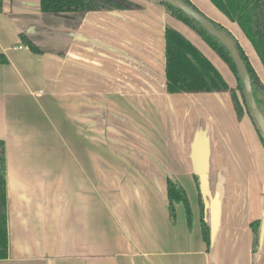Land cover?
I'll list each match as a JSON object with an SVG mask.
<instances>
[{
    "label": "crops",
    "instance_id": "crops-1",
    "mask_svg": "<svg viewBox=\"0 0 264 264\" xmlns=\"http://www.w3.org/2000/svg\"><path fill=\"white\" fill-rule=\"evenodd\" d=\"M136 1L130 9L43 13L39 0H1L9 256L0 264H264V146L249 115L237 117L229 91H166L165 25L229 87L236 77L193 29ZM190 1L234 36L264 85L239 25L210 0ZM168 176L187 194L190 228L181 202L170 220Z\"/></svg>",
    "mask_w": 264,
    "mask_h": 264
},
{
    "label": "trees",
    "instance_id": "trees-1",
    "mask_svg": "<svg viewBox=\"0 0 264 264\" xmlns=\"http://www.w3.org/2000/svg\"><path fill=\"white\" fill-rule=\"evenodd\" d=\"M160 6L165 12L177 18L209 45L211 49L228 65L237 80L235 88L229 87L213 63L181 32L165 25V82L168 93L190 92H219L229 91L237 117L247 113L264 146V137L247 104L244 87L236 66L228 49L213 35L208 33L198 22L190 19L180 9L172 6L165 0H149ZM195 10L202 13L190 0H184ZM229 20L236 22L245 36L252 43L264 67V0H210ZM139 5L130 0H39V8L43 13H61L72 11L93 10H122L136 8ZM1 11V0H0ZM203 14V13H202ZM206 16L205 14H203ZM207 17V16H206ZM209 18V17H208ZM210 19V18H209ZM212 20V19H210ZM215 27L225 30L236 42V47L247 67L250 75L255 102L264 116V85L259 80L242 47L234 36L221 24L212 20ZM21 43L31 51L41 52L39 46L27 35L20 33ZM7 58L0 54V63H6ZM198 188L200 207L201 233L207 250L211 245L210 226L204 215V201L200 189L198 175H194ZM168 210L171 222H175V203L181 202L185 208L187 226L192 225L191 206L184 188L173 177L166 179ZM260 221L251 223L254 233L253 250L256 251L259 243ZM9 256V229H8V202H7V156L5 141L0 139V259Z\"/></svg>",
    "mask_w": 264,
    "mask_h": 264
},
{
    "label": "water",
    "instance_id": "water-1",
    "mask_svg": "<svg viewBox=\"0 0 264 264\" xmlns=\"http://www.w3.org/2000/svg\"><path fill=\"white\" fill-rule=\"evenodd\" d=\"M172 6L180 9L184 12L187 17L198 22L208 33L216 37L229 51L232 60L236 66L240 79L242 81L244 92L247 99V104L252 112V115L264 137V116L260 112L254 96L250 80V75L248 73L247 67L236 47L235 40L227 34L225 30L217 29L212 20L204 16L199 11L195 10L192 6L187 4L184 0H165ZM262 228V227H261Z\"/></svg>",
    "mask_w": 264,
    "mask_h": 264
},
{
    "label": "rangeland",
    "instance_id": "rangeland-1",
    "mask_svg": "<svg viewBox=\"0 0 264 264\" xmlns=\"http://www.w3.org/2000/svg\"><path fill=\"white\" fill-rule=\"evenodd\" d=\"M130 1H132V2H134V3L137 2L136 0H130ZM202 11H203V12H202L203 14L206 13V14L208 15V12H204V10H202ZM221 14H222V13H221ZM207 17H209V16H207Z\"/></svg>",
    "mask_w": 264,
    "mask_h": 264
}]
</instances>
